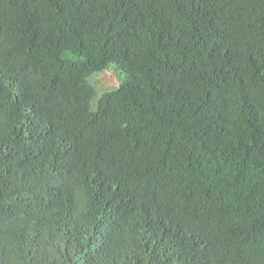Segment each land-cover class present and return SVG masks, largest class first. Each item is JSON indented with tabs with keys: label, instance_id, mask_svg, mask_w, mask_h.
<instances>
[{
	"label": "trees",
	"instance_id": "trees-1",
	"mask_svg": "<svg viewBox=\"0 0 264 264\" xmlns=\"http://www.w3.org/2000/svg\"><path fill=\"white\" fill-rule=\"evenodd\" d=\"M0 264H264V0H0Z\"/></svg>",
	"mask_w": 264,
	"mask_h": 264
},
{
	"label": "rangeland",
	"instance_id": "rangeland-1",
	"mask_svg": "<svg viewBox=\"0 0 264 264\" xmlns=\"http://www.w3.org/2000/svg\"><path fill=\"white\" fill-rule=\"evenodd\" d=\"M92 81L95 84L97 93L106 88L113 87L117 84L116 76L110 68H105L103 71L96 73L92 76Z\"/></svg>",
	"mask_w": 264,
	"mask_h": 264
}]
</instances>
